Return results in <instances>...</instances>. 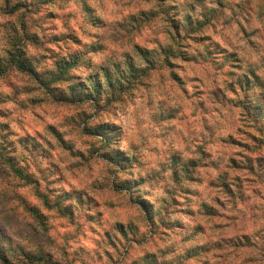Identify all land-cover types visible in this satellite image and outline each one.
<instances>
[{
  "label": "clouds",
  "instance_id": "clouds-1",
  "mask_svg": "<svg viewBox=\"0 0 264 264\" xmlns=\"http://www.w3.org/2000/svg\"><path fill=\"white\" fill-rule=\"evenodd\" d=\"M0 264H264V0H0Z\"/></svg>",
  "mask_w": 264,
  "mask_h": 264
}]
</instances>
